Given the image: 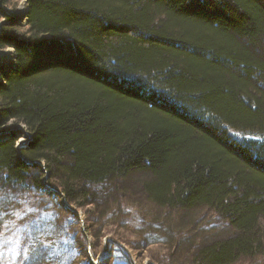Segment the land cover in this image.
I'll list each match as a JSON object with an SVG mask.
<instances>
[{
	"label": "trees",
	"instance_id": "16d2710c",
	"mask_svg": "<svg viewBox=\"0 0 264 264\" xmlns=\"http://www.w3.org/2000/svg\"><path fill=\"white\" fill-rule=\"evenodd\" d=\"M26 5L25 24L0 12V127L31 134L0 138V264H90L45 175L95 235L138 229L132 207L172 224L134 247L181 244L176 264L264 256V0Z\"/></svg>",
	"mask_w": 264,
	"mask_h": 264
},
{
	"label": "rangeland",
	"instance_id": "374dc122",
	"mask_svg": "<svg viewBox=\"0 0 264 264\" xmlns=\"http://www.w3.org/2000/svg\"><path fill=\"white\" fill-rule=\"evenodd\" d=\"M5 6V5H3ZM7 8L12 9L11 10V16L12 19H14L15 13L21 14L23 11L26 10V0H12L10 5L5 6ZM2 8V7H0ZM4 9V8H3ZM5 10V9H4ZM19 12V13H18ZM6 18V17H5ZM22 24H25L26 18H24L22 21H20ZM14 59V53L12 47H5L4 49H0V61H11ZM22 128L25 129L23 124H20ZM9 130L12 132L13 126L11 124H7L6 127H0V133H6L4 134L5 137H7V134L10 132H7ZM16 130V129H15ZM20 138L18 143L25 142L28 140V132H20L19 133ZM18 135V136H19ZM48 181V180H47ZM49 182V181H48ZM50 183V182H49ZM51 196L53 198H57L59 196L60 203L63 205V207L67 208L62 201L60 194H54L50 192ZM47 200H50L48 195L45 196ZM44 198V199H45ZM39 200V197H34L32 200V203H36ZM28 198L26 200L19 201L18 203L22 202L21 204L28 203ZM70 204V203H68ZM130 206V205H129ZM69 207L71 209L76 210L77 214H79V222H78V228L83 232V235L86 237V241H84V244H82V248L85 249L86 258L88 261H90V264H112L113 261H115L116 264H176L177 260L180 258L182 250H181V244L179 245V248L174 251V249H171L167 245H163L160 243H153L152 245L147 246H141V247H134V243L140 242L141 240L146 239L144 235H147L150 238H164V236L168 235V233L172 230V227L169 225L171 224V221L168 219H163L158 222L155 220H150V217L144 216L143 212L140 210L139 212L141 215L136 212L132 207L127 208L125 211L127 213H131L129 215L130 218L136 217L135 219V225H138L139 220H142L139 224V228H133L132 226L127 228L116 226V224H105L103 225L98 224L101 230H99L98 235H95V231L98 229L95 228H89L88 223V212H86L84 209L77 210L76 206L73 204H70ZM29 209L28 206H25V208L21 212H25ZM69 209V208H67ZM127 216V215H126ZM51 217V216H50ZM139 219V220H138ZM48 223H51L50 221ZM54 227L53 225H51ZM72 227V226H71ZM117 228H120L122 233L126 235V238L131 243L127 244L126 240H118L117 234ZM223 228V227H222ZM94 234V235H93ZM122 238H125L121 235ZM112 238L117 240L121 247L124 248L125 252L127 253V256L125 252L122 250H118L119 256L118 258L113 259L109 252L108 248V240ZM118 238V239H117ZM86 244V245H85ZM184 245V244H183ZM87 246V249H86ZM112 252V251H111ZM117 253V251H115ZM165 263V264H166ZM240 264H264V256L259 257L258 259L254 260H247L245 262H242Z\"/></svg>",
	"mask_w": 264,
	"mask_h": 264
},
{
	"label": "water",
	"instance_id": "95a60500",
	"mask_svg": "<svg viewBox=\"0 0 264 264\" xmlns=\"http://www.w3.org/2000/svg\"><path fill=\"white\" fill-rule=\"evenodd\" d=\"M0 6H1V7L3 6V5H1V2H0ZM3 8H4L5 10H4V9H0V12H1L2 14H4V15H6V14H11V10H12V9L7 8V7H5V6H3ZM26 13H27V8H26V10L23 11L20 15H18L17 13H15V15H18V16H14V19L9 20V21H7V22H8V23H18V22L22 21L24 18H26ZM1 62H3V60H1L0 63H1ZM15 129H16V130H15ZM13 130H15V132H16L17 135H19L20 132H25V131H26V130H25L24 128H22L21 126L15 127V128H13ZM7 132H10V131L7 130ZM26 132H27V131H26ZM4 134H6V133H0V138H1V137H5ZM30 138H31V134H28V140H29ZM28 140L25 141V142H21V143L18 145V146H19L18 149L24 147V146L26 145V143L28 142ZM39 164L42 165V168H43V169H45V167H44V165H43L42 163H39ZM47 177H48V175H45V176H44V178H43V182H44V185L47 187L48 191L51 192L52 189L50 188V185H51L52 187H55V186L52 185L51 183H49V182L47 181ZM54 194H60L62 203H63L65 206H67V208H70V207H69L70 204H68V203L66 202V200H65V196H64V193H63L62 191H60L58 188L55 187V188H54Z\"/></svg>",
	"mask_w": 264,
	"mask_h": 264
},
{
	"label": "bare ground",
	"instance_id": "6f19581e",
	"mask_svg": "<svg viewBox=\"0 0 264 264\" xmlns=\"http://www.w3.org/2000/svg\"><path fill=\"white\" fill-rule=\"evenodd\" d=\"M1 7V6H0ZM0 9H3V6H2V8H0ZM19 13V12H18ZM19 15V14H18ZM50 188L52 189V193L54 192V187H52L51 185H50Z\"/></svg>",
	"mask_w": 264,
	"mask_h": 264
}]
</instances>
